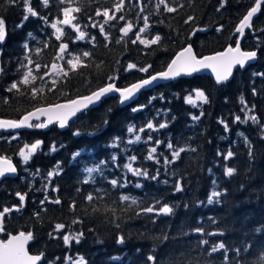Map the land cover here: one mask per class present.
I'll return each instance as SVG.
<instances>
[{"label":"trees","instance_id":"trees-1","mask_svg":"<svg viewBox=\"0 0 264 264\" xmlns=\"http://www.w3.org/2000/svg\"><path fill=\"white\" fill-rule=\"evenodd\" d=\"M118 2L119 0H72L71 6L81 9L79 13H74L77 17L75 22L79 23L81 30L86 31L87 36L95 35L96 42L95 47L88 43L87 38L85 41L73 43L76 32L68 27L65 28L64 42L69 43L70 52L76 54L87 50L92 52V56L85 59L86 67H81L76 72H69L67 78L62 76L58 78L54 91H48L52 87L49 77H45L47 83L42 84L38 78L34 84L27 86L29 89L31 87L44 89L33 101L29 98L30 94L21 96L18 93L8 94L4 91L5 85L17 78L16 61L20 54V42L29 30L34 31L40 39H48L50 46L38 58H34L42 65L47 63L49 66L55 61L59 42L55 41L54 36L49 37L47 33L37 31L41 26V21L38 19H30L22 30L15 29L14 26L20 23L24 14L23 4L9 6L7 0H0V16L8 25L7 39L3 46L4 55L0 58L8 74L0 76V97L10 96L8 103L0 99V117L16 119L37 106L87 94L107 83V76L116 75L117 68L120 71L116 84L128 85L148 74L163 70L173 55L188 43L192 45L197 56L220 51L235 42L234 28L254 0H227L220 11L216 9L220 6L221 0H172L171 6L184 5L175 13H166L162 7L159 13H156L155 0H124L123 10L116 15L117 18L124 15L125 21L110 22V25L115 27L105 26L111 41L105 48V41L99 29L91 27L92 21L88 20V16L102 23L103 17L95 16L96 9H111ZM30 3L42 15L48 14L50 21L57 18L58 7L68 6L57 5V0H50L49 8L42 6V0H30ZM141 8L144 9L143 15L154 13L149 19L150 28L142 35L162 36L161 44L152 46L151 49L139 43L131 44V40L135 38L134 32L143 26L142 20L138 19L137 15ZM189 15L194 16V20L185 24L184 21ZM126 22L133 23V31L117 44L116 40L123 35L118 29ZM253 24L256 31L250 30L246 33L242 43V48L245 50L255 49L257 37L264 45V33L259 31L264 28V5ZM221 25L223 28L217 31ZM193 29L202 30L190 35ZM51 31L53 30H48ZM117 61L120 63L117 64ZM128 62H137L139 66L151 64L152 68L148 74L136 70L124 72L122 69ZM61 63L67 70L66 64L63 61ZM24 70L26 69L21 71ZM237 70L232 79L223 85H217L208 75L179 78L141 92L136 100L123 107L119 106L116 96H110L97 107L79 114L65 130L51 126L46 130L0 132V155L11 159L17 167L16 177L0 181V211L5 206L19 204L15 196L16 191L27 193L24 208L19 212L6 214L5 231L0 233V239H4L10 233L32 231L35 239L28 246L29 252L45 254V258L39 264H49L55 257L60 258L55 264H66L67 258L81 257L84 258L85 264H146L148 254H155L162 264H222L221 253L208 255L204 247L198 244L201 239H208L210 242L223 240L230 246L228 252L230 260L238 261L239 264H260L261 258L264 257V233L256 232L255 229L264 225V139H262L264 131L251 121L234 123L233 120L235 115H240L241 120L244 119L245 113L241 112L243 105L239 99L243 96L249 108L255 105L254 111L248 114L257 115L264 123V79L251 75L253 72H264V46L259 50L255 63L243 70ZM44 71L47 69L42 67L38 75H43ZM254 86L258 89V94L255 96L252 94ZM197 88L205 92L209 97V103L203 104L197 101L198 106L193 107L185 102L184 97L191 94L194 98L195 93L192 90ZM161 93L165 97L164 101L159 99L153 101L152 105L142 113L134 114L130 111L132 107L147 104L150 96H158ZM157 110H161V115L158 117ZM201 111L204 112L203 117L199 121H192L191 115H199ZM173 117H175L174 121ZM220 119L227 122L229 132H225L223 125L218 123ZM104 120L108 121L106 127ZM147 120L169 122L168 128L151 133L154 138L165 142L171 140L174 145L197 149L196 152L182 154L181 160L175 165L167 166L177 173V177H172L170 173L163 171L166 166L162 161L161 164H156L144 160L146 149L152 145L143 142L136 145L126 143L129 138L126 132L128 124H135L139 128ZM77 129L82 134L74 137L72 132ZM240 133H244V136ZM148 134V132L142 133V138L147 139ZM13 136L16 138L13 139ZM116 136L121 137V142L118 148H113L111 145ZM245 136L254 145L253 159H249L246 155V145L243 142ZM37 139L43 141L41 148L33 154L27 164H24L19 155L20 149ZM53 142H56L57 146L63 143L66 147L51 153L50 145ZM76 150H81V156L73 160L71 157ZM217 150L221 152L232 150L236 153L228 162L229 166L238 170L232 178L222 174L221 165L224 162L216 157ZM160 152L169 155L163 145L158 149V154ZM112 154L118 156L119 165L128 162L129 155H137L138 160L134 163V167L141 166L150 172H154L156 168L162 170L160 182L143 179L137 181V178L128 173V179L132 184L126 189L114 190L113 196L124 193L145 203L154 204L156 199H160L162 203L177 205L175 214L171 216L142 214L137 217L131 213L120 216L121 230L127 236V241L123 245L115 242L117 230L114 224L108 223L109 214L103 211L107 198L106 201L99 202L101 208L99 213H90L83 224L71 225V221L77 216H84L80 211V198L74 188L81 187L87 192L96 187H108L98 173L94 174L98 180L96 185L80 184L79 181L87 176L81 169L95 166L99 160L104 159L108 161L104 173L106 176L113 178L125 174L122 167L117 168L111 162ZM57 161L61 162L63 173L55 176L45 191L44 185L48 184L46 173L54 170ZM210 168L211 173L208 171ZM178 177L183 178L184 190L180 193H176L173 187L174 180ZM165 179L169 181L168 184L163 183ZM213 179L217 181L216 185L212 184ZM136 182L142 183L144 187L136 189L134 187ZM56 185L60 188L59 192L51 190ZM212 190L224 192L219 204L206 203V198ZM45 195L50 199L60 196L62 204L54 205L46 202L45 205H40V200ZM73 198L78 201L75 213H71L68 207ZM37 212L39 217L34 215ZM209 217L215 218L217 223L211 224ZM58 222L66 224V228L59 233L54 231V225ZM195 226H203L207 231H216L219 227V230L225 234L223 236L196 234L192 232ZM79 231L85 234L79 244L75 241H70L68 245L63 244L64 234ZM49 232H52L55 238L49 237ZM165 234L169 236L167 241L160 239ZM238 247H248L249 250L241 251L237 256L234 249Z\"/></svg>","mask_w":264,"mask_h":264},{"label":"snow or ice","instance_id":"snow-or-ice-1","mask_svg":"<svg viewBox=\"0 0 264 264\" xmlns=\"http://www.w3.org/2000/svg\"><path fill=\"white\" fill-rule=\"evenodd\" d=\"M9 6H18L19 4H23L22 15L20 23L16 24L14 27L17 30H22L24 26L29 22L30 19H38L41 21V26L37 29V31L41 33H47L49 37L54 36L55 41L59 42L58 48L56 50L55 61H63L67 70L63 67H60L57 62H52L51 67L49 69V65L44 63L43 65L40 62H37V59L41 53L47 49L50 44L48 39H40L34 33V31L29 30L25 33L24 38L20 42V54L16 61L18 67L16 69L17 78L13 79L9 84L5 85L4 91L8 94L18 93L21 96H26L30 94V100H36L38 93L43 92V87L39 89L36 87H31L30 89L27 86L34 84V82L39 78V80L43 83H47L45 81V77L51 78L52 87L48 89V91H54L56 89L57 79L61 76L63 78H67L69 72H76L81 67H86L85 59L90 58L92 56V52L90 51H82L80 53H72L69 51V43L64 42L66 32L65 26L74 30L78 33L75 36V39L72 41L76 43L78 41H85L86 38L88 43L92 44L95 47L96 36L91 35L87 36L86 31L81 30L79 23L77 21V17L73 15V13H79L81 9L79 7H72V0H57V5L59 4H67L68 6H64L62 8L58 7V15L55 21H50L48 14L42 15L41 12L35 10L30 3V0H7ZM227 0H221L220 6L216 9L220 11L221 8L225 6ZM172 0H155V9L156 13H159L161 7L163 11L166 13H175L178 11V8H183L184 5L180 4L177 6H171ZM262 5H264V0H254L252 6L246 11V14L243 15L242 19L239 20L238 26L235 28V33L239 34V37H243L245 35V30H253L256 31L253 24V18L257 15V13L261 10ZM42 6L44 8L50 7V0H42ZM124 8V0H119L113 8H104L103 10L97 8L95 11L96 17H103V22H97L93 20L92 16H88V20L92 21L91 27L98 28L100 35L103 37L105 44L104 47L107 48L109 43H111L109 39V34L106 33L105 26L110 25L112 21H125V16L120 15L117 18L116 13H120ZM144 9H140V13H138V19H141L143 22V26L138 28V31L135 32V38L131 40L132 45H143L145 48L151 49L152 46H158L161 44L162 36L160 34L155 35H142L146 33V30L150 28L149 19L151 15L154 13L149 12L148 15H143ZM111 13V14H110ZM62 15V18H60ZM194 20V16L189 15L187 19L184 21L185 24ZM163 23V21H161ZM111 27H115V25H110ZM133 23L126 22L124 26L119 27V32L123 35L120 39L116 40V43L119 44L124 37H127L129 33L133 31ZM223 28L221 25L217 28V31H220ZM51 29L53 31L48 32ZM197 30L202 29H193L190 35H195ZM260 32L264 33V28L259 29ZM8 34V25L6 20L0 16V58L3 57V46L6 42ZM257 44L255 49L253 50H242L241 41L239 38L235 41V47L229 45L224 51L216 52L213 55L198 57L193 50V47L190 43L186 46H182L181 49L174 54L171 58L170 62L167 63L165 70L156 72L154 74H148L150 69L152 68L151 64H146L143 66H139L137 62H128L125 67H123L124 72H130L136 70L140 73L148 74L146 77H142L138 79L136 82L130 83L125 87H118L116 81L119 79V71L117 68L116 75H108L107 83H104L102 86L97 87L95 90L90 91L87 95H80L76 98H68L64 100V102H58L54 104H47V106L35 107L33 110L26 111L23 115L20 116L19 119H0V130H18V129H35V130H45L48 129L52 125H57L60 130L65 128H69L70 122H74V118L78 117V114L83 113L85 110L89 109L90 106L95 105L97 102L101 101L102 98L106 97L109 94H118V100L121 105L125 103H131L138 97V94L141 93L142 90L147 88H152L154 86H158V82L175 80L176 78L187 75L191 76L194 73H197L201 70H210L211 74L215 77V83L217 85H223L230 80L233 76L234 69L239 68L243 70L249 64V62L255 61L258 59V52L261 49L262 45L259 42V37H257ZM35 45V46H33ZM67 57V58H66ZM120 62L117 61V64ZM34 65V67H31ZM49 69L44 71L43 75H38L40 73L41 68ZM22 69H26L21 71ZM8 73L3 66V61L0 59V76H6ZM252 76L264 79V72H253ZM22 89L24 91L22 92ZM195 93V97L191 94L184 97L185 102L193 107H197V101L202 102L203 104L209 103V97L206 96L205 92L201 89H193ZM252 94L255 96L258 94V89L254 86L252 88ZM4 103H8L10 96L0 97ZM164 101L165 97L163 93L157 95L150 96L147 104L137 105L132 107L130 111L134 114L142 113L145 109L152 105L155 100ZM240 103L243 105L241 108V112L245 113L244 119L241 120L240 115L234 116V123H248L251 121L252 124L259 126L261 131H264V123L258 118L257 115L251 113L255 109V105L253 104L251 108L245 103L244 97L241 96ZM227 102V101H226ZM170 111V110H169ZM166 114V113H165ZM161 115V110L156 111V116ZM204 112H200L199 115H191L192 121H199L201 117H203ZM173 121L175 117L172 118ZM105 127L108 124L107 120L103 121ZM219 124L223 125V129L225 132H229L230 128L227 122L224 119H220L218 121ZM169 122L164 120L163 122H154V120H147L143 126L137 128L135 124H128L126 128L127 134H129V138L126 143L128 145H136L141 142L152 145L146 149V155L144 156V160L152 161L156 164H161V161L164 166H166L163 171L165 173H170L172 177H177V173L168 168L169 165H175L178 161L181 160L182 154H186L188 152H196V148H192L191 146H179L178 144L174 145L171 140L165 142L164 140L154 138L151 133L158 132L160 130L168 128ZM148 132L147 139L142 138V133ZM82 133L79 129L74 130L72 135L74 137L80 136ZM94 134V133H93ZM241 136H244V133H240ZM13 139L16 136L12 137ZM264 139V137H262ZM121 142V137L116 136L114 138V143L111 145L113 148H118L119 143ZM244 144L246 145V155L249 159H253L255 157V150L253 143L245 136ZM43 144L42 140L37 139L34 143L30 145L25 144L23 148L20 149L19 155L22 157L23 163L27 164L32 158L33 154L37 152L38 149L41 148ZM163 145L169 155H166L163 152L158 154V149ZM66 147L63 143H60L57 146L56 142H53L50 145L51 153H56L57 151ZM216 157L222 160L224 163L221 165L223 169V175L227 178H232L237 174V168L233 166H229V161H231L236 153L232 150H227L226 152H221L219 150L215 153ZM81 156V150L74 151L71 159L75 160ZM111 162L117 168L122 167L125 170V174L123 176H114L113 178H109L106 176L105 169L108 165V161L101 159L99 162L92 167H85L81 169L83 173H86V178H83L79 181L82 185H96L98 183L97 177L94 174H99L101 179L106 182L108 187H96L91 191L85 192L81 187H75L74 191L77 196L80 198V211L84 213V216H77L75 219L71 221V225H79L85 222V218L91 214H96L101 211L99 206V202L107 201L104 204L103 211L106 214H109L107 217L109 224H114L115 229L117 230L115 242L119 245H123L127 241L126 234L121 230V220L120 216L131 213L139 217L140 215H155V216H171L175 214V208L177 205L169 204L168 202H161L160 199H156L153 203H145L142 200H137L135 197L130 196L129 194L120 193L118 196H113V191L117 189H126L129 185L132 184V181L128 179L127 174L130 173L132 177L137 178V181L140 179L143 180H151L160 182L161 176V168H156L154 172H150L147 168L136 166L134 167V163L138 160L137 155H129L127 157L126 163L122 165L117 164L118 156L112 154L110 156ZM39 171V170H37ZM211 173L212 169H208ZM17 167L14 166L12 160L0 155V178H5L9 174H16ZM63 173V168L61 167V162L57 161L54 170L47 171L46 179L48 180V184L44 185L45 191H47L49 184L52 183V180L55 176H60ZM164 184H168L169 181L167 179L163 180ZM212 184L216 185L217 181L215 179L212 180ZM136 189H141L144 185L140 182H136L134 184ZM173 187L176 193H180L184 190L183 188V178L178 177L174 180ZM54 192H59L60 188L58 185L54 186L52 189ZM15 196L19 200L18 205H13L11 207H3V210L0 211V233L5 231L4 218L6 214H10L13 211L19 212L21 211L26 202L27 193H21L20 191L15 192ZM224 197V192L220 190H212L210 195L206 198V203L208 205H213L214 203L219 204ZM51 203L54 205H61L62 198L60 196H56L55 198L50 199L48 195H45L43 199L40 200V205H45V203ZM78 201L76 199H71L69 204V211L71 213H75L77 211ZM135 206V207H134ZM188 207V205H185ZM136 209H139L138 211ZM118 213L120 215H118ZM39 217V212L34 214ZM104 219L105 217H100ZM131 218V216L129 217ZM209 222L211 224H216L217 221L213 217H209ZM66 228V224L63 222L55 223L54 231L59 233ZM92 231V229H89ZM256 232L264 233V225L257 227L255 229ZM192 232L196 234H202L204 236H223L225 233L219 230V227L216 231H207L203 226H195L192 228ZM49 237H53L52 232L48 233ZM84 232L79 231L78 233H70L64 234L62 236V241L64 245H68L70 241H75V243L79 244L84 237ZM35 239L32 231H28L25 233L24 231H20L16 235L9 234L7 240L0 239V264H38V262L42 261L45 258V254L41 252L40 254H30L27 245L30 241ZM160 239L163 241H167L169 239L168 235H163ZM199 246L204 247V251L208 253V255L221 253L222 255V264H239L238 261L230 260L228 252L230 250V246L224 242L223 240L210 242L208 239H201L198 242ZM249 250L248 247L244 248H235V255L239 256L241 251L247 252ZM59 257H55L53 261H50L49 264H55ZM77 264H85L84 258L81 257ZM146 264H162V261L157 259L155 254H148L146 256ZM260 264H264V257L261 258Z\"/></svg>","mask_w":264,"mask_h":264},{"label":"water","instance_id":"water-1","mask_svg":"<svg viewBox=\"0 0 264 264\" xmlns=\"http://www.w3.org/2000/svg\"><path fill=\"white\" fill-rule=\"evenodd\" d=\"M254 3V2H253ZM252 6V5H251ZM250 6V7H251ZM263 6V5H262ZM249 7V8H250ZM248 8V9H249ZM247 9V10H248ZM261 9H262V7H261ZM260 12H261V10L257 13V15L253 18V21H254V19L260 14ZM246 14V13H245ZM243 17V16H242ZM242 17H241V19H242ZM238 24H239V21L237 22V24H236V26H235V28L238 26ZM235 28H234V34H236L235 33ZM249 29H246L245 30V33L248 31ZM237 35V38H239L240 39V41H241V48H242V41H243V39H244V37H245V35L243 36V37H239V34H236ZM236 38V39H237ZM236 41V40H235ZM229 45H227L225 48H223L222 50H220V51H216V52H221V51H224L227 47H228ZM231 46H233V47H235V42H234V44H231ZM242 50H245V49H243L242 48ZM179 51V50H178ZM177 51V52H178ZM216 52H213V53H209V54H205V55H202V56H198V57H204V56H209V55H213V54H215ZM195 53V52H194ZM174 56V55H173ZM170 62V61H169ZM256 62V60L255 61H252V62H249V64L248 65H251V64H253V63H255ZM247 65V66H248ZM167 66V65H166ZM246 66V67H247ZM50 67H51V65H50ZM166 68V67H165ZM165 68L163 69V70H165ZM50 69V68H49ZM237 69H239V68H237ZM237 69H234V72L237 70ZM163 70H161V71H163ZM159 72V71H158ZM154 73H156V72H154ZM154 73H152V74H154ZM194 75H208V76H210L212 79H213V81L215 82V77L211 74V72H210V70H207V69H205V70H201V71H199V72H197V73H194V74H192L191 76H187V75H182V76H180V77H178V78H176V79H179V78H189V77H192V76H194ZM233 75H234V73H233ZM233 77V76H232ZM232 77L230 78V80L232 79ZM175 79V80H176ZM229 80V81H230ZM137 81V80H136ZM136 81H134V82H136ZM171 81H173V80H170V81H163V80H161V81H159L158 82V86L159 85H163V84H166V83H169V82H171ZM228 81V82H229ZM133 83V82H132ZM227 83V82H226ZM129 85V84H128ZM127 86V85H126ZM119 87V86H118ZM121 87H125V86H121ZM155 87H157V86H154V87H152V88H147V89H144V90H142L141 92H143V91H147V90H151V89H153V88H155ZM95 90V89H94ZM90 93V92H89ZM89 93H87V94H89ZM87 94H83V95H87ZM140 94V93H139ZM139 94H138V96H139ZM78 96H80V95H78ZM110 96H116L117 98H118V94H109V95H107L106 97H104V98H102L101 99V101H99V102H97L95 105H93V106H90V108L89 109H92V108H95V107H97L104 99H106V98H108V97H110ZM77 96H75V97H73V98H76ZM137 99V98H136ZM135 99V100H136ZM134 101V100H133ZM132 101V102H133ZM59 102H64V101H59ZM56 103H58V102H56ZM51 104H54V103H51ZM118 104H119V106L120 107H123V106H126V105H128V104H130V103H125L124 105H121L120 104V102H119V100H118ZM40 106H47V104L46 105H40ZM40 106H37V107H40ZM34 109V108H33ZM33 109H31V110H33ZM89 109H87V110H89ZM86 111V110H85ZM81 114V113H80ZM23 115V114H22ZM79 115V114H78ZM20 118V117H19ZM19 118H16V119H19ZM0 119H13V118H2V117H0ZM74 120H75V118H74ZM52 126H54V125H52ZM57 128H58V126L57 125H55ZM51 127V126H50ZM49 127V128H50ZM59 129V128H58ZM66 129V128H65ZM65 129H63V130H65ZM22 130H30V129H18V130H0V132H4V133H17V132H20V131H22ZM46 130V129H45ZM60 130V129H59ZM13 163V162H12ZM15 166V165H14ZM16 175H17V173L16 174H9V175H7L5 178H14V177H16ZM4 178H0V181H2ZM19 232H16V233H10L11 235H16V234H18ZM8 236H9V234L7 235V237L5 238V239H3V240H7L8 239ZM33 241V240H32ZM32 241H30L29 243H28V245L26 246L27 247V249H28V246L32 243ZM29 251V250H28ZM30 253V252H29ZM30 254H32V253H30ZM40 254V253H39ZM33 255H35V254H33ZM41 262V261H40ZM40 262H38V264L40 263Z\"/></svg>","mask_w":264,"mask_h":264},{"label":"rangeland","instance_id":"rangeland-1","mask_svg":"<svg viewBox=\"0 0 264 264\" xmlns=\"http://www.w3.org/2000/svg\"><path fill=\"white\" fill-rule=\"evenodd\" d=\"M73 15H74V13H73ZM60 18H62V15H61V17ZM55 21V20H54ZM75 22V21H74ZM65 28H66V26H65ZM70 29V28H69ZM72 30V29H71ZM74 31V30H73ZM75 32V31H74ZM78 33H76V35H77ZM129 34H131V33H129ZM134 36H135V32H134ZM54 62H57L58 63V65L60 66V67H63L62 66V63H61V61H54ZM50 68V67H49ZM47 70H49V69H47ZM50 78V77H49ZM50 80H51V78H50ZM79 259H71V258H67V260H66V264H77V261H78Z\"/></svg>","mask_w":264,"mask_h":264},{"label":"bare ground","instance_id":"bare-ground-1","mask_svg":"<svg viewBox=\"0 0 264 264\" xmlns=\"http://www.w3.org/2000/svg\"><path fill=\"white\" fill-rule=\"evenodd\" d=\"M238 71V70H237ZM240 71V70H239Z\"/></svg>","mask_w":264,"mask_h":264}]
</instances>
